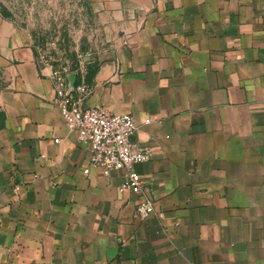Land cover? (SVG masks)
Returning a JSON list of instances; mask_svg holds the SVG:
<instances>
[{
	"label": "crops",
	"instance_id": "crops-1",
	"mask_svg": "<svg viewBox=\"0 0 264 264\" xmlns=\"http://www.w3.org/2000/svg\"><path fill=\"white\" fill-rule=\"evenodd\" d=\"M83 3L91 57L70 82L154 156L138 194L91 166L58 64L0 7V264H264V0Z\"/></svg>",
	"mask_w": 264,
	"mask_h": 264
},
{
	"label": "built area",
	"instance_id": "built-area-1",
	"mask_svg": "<svg viewBox=\"0 0 264 264\" xmlns=\"http://www.w3.org/2000/svg\"><path fill=\"white\" fill-rule=\"evenodd\" d=\"M43 58L51 60L50 55ZM69 73L66 67H57L51 77L56 93L54 104L67 128L77 134L79 146L89 149L91 166L100 168L105 175L112 171H127L126 186L134 194L140 193L143 181L134 171V166L151 161L153 149L133 141L137 124L132 115L114 114L103 107L85 106L89 88L85 85L74 86ZM153 211L151 202L138 204L137 213L142 220L147 219Z\"/></svg>",
	"mask_w": 264,
	"mask_h": 264
},
{
	"label": "rangeland",
	"instance_id": "rangeland-1",
	"mask_svg": "<svg viewBox=\"0 0 264 264\" xmlns=\"http://www.w3.org/2000/svg\"><path fill=\"white\" fill-rule=\"evenodd\" d=\"M84 0H0L44 54L70 73H81L90 58L91 15Z\"/></svg>",
	"mask_w": 264,
	"mask_h": 264
},
{
	"label": "trees",
	"instance_id": "trees-1",
	"mask_svg": "<svg viewBox=\"0 0 264 264\" xmlns=\"http://www.w3.org/2000/svg\"><path fill=\"white\" fill-rule=\"evenodd\" d=\"M93 72H95V71H93Z\"/></svg>",
	"mask_w": 264,
	"mask_h": 264
}]
</instances>
